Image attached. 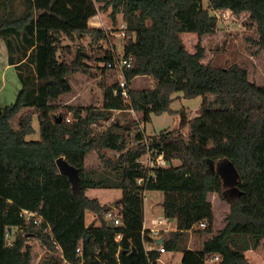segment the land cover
Returning <instances> with one entry per match:
<instances>
[{"label": "trees", "instance_id": "trees-1", "mask_svg": "<svg viewBox=\"0 0 264 264\" xmlns=\"http://www.w3.org/2000/svg\"><path fill=\"white\" fill-rule=\"evenodd\" d=\"M99 1L104 10L111 8L115 24L119 14L124 21L123 55L132 57L124 72L129 100L120 90L114 93L118 80L106 86L100 108L82 110L57 101L71 92L72 73L84 68L83 52L72 61L61 55L72 52L71 43L80 37H107L103 28L90 25L100 10L96 0H0V39L21 83L15 101L0 109V264H33L37 240L47 249L40 264H166L159 251L144 246L149 190L163 193V213L176 220L178 230L163 244L183 253L182 264H207L206 256L215 253L222 256L218 264H252L246 251L264 240V85L238 62H202L204 46L190 52L181 33L211 35L220 12H247L264 57V0H207V7L204 0ZM66 38L71 43L64 44ZM116 57H104L105 69L115 70L107 63ZM138 76L152 77L154 86L133 88ZM180 91L185 97L203 96L199 115L189 119L182 112L180 129L148 136L133 133L135 121L121 126L114 121L99 132L93 128L109 122L116 110L133 109L143 121L172 112L174 93ZM35 115L41 139L28 140ZM186 125L187 137L181 131ZM150 149L164 153L165 166L141 163ZM92 150L107 176L87 166ZM107 150L119 155L113 158ZM211 162L230 165L234 183L227 186ZM65 164L76 170L78 190L62 170ZM89 188L122 190L115 204L121 224L109 222L106 214L114 205L86 195ZM212 193L231 207L217 232ZM25 210L35 216L28 218ZM203 221L206 226L197 231L209 237L200 248H188V230Z\"/></svg>", "mask_w": 264, "mask_h": 264}, {"label": "rangeland", "instance_id": "rangeland-1", "mask_svg": "<svg viewBox=\"0 0 264 264\" xmlns=\"http://www.w3.org/2000/svg\"><path fill=\"white\" fill-rule=\"evenodd\" d=\"M96 4L100 7L104 2L96 0ZM204 5L208 6L207 0H204ZM211 12L217 13L214 10H211ZM219 18L218 30L214 34L199 37L196 32H182L181 38L187 50L196 52L197 45L201 43L205 48L202 62L219 66L238 62L249 69V76L252 80L264 85L263 52L254 42V39L257 38V30L249 19V13L234 14L225 11L220 12ZM116 22L115 24V20L111 15V8L104 10L100 7L98 14L92 18L90 25L103 28L107 33L106 38L94 41L91 36H84L78 38L74 43H71L68 38L64 39V44H72L73 51L70 53L62 52L61 57L72 61L78 50H82L85 66L83 69H78L72 73L70 77L72 90L61 96L57 103L82 110L89 107L100 108L103 105L106 86L121 78L118 69L109 71V69H105L104 62V57L107 55H119V57L123 55L126 29L123 28L124 21L121 14L119 18L117 17ZM1 41L3 42V40ZM2 58L3 55L0 54V106L14 102L21 87L16 68L5 71V62ZM131 86L139 89L151 88L154 86V80L149 76H138L132 81ZM213 98L214 96H209L210 100ZM202 103L203 96L185 97L183 92L180 91L174 93V100L171 103L172 112H164L160 115L153 114L151 120L143 121L140 113L133 109L116 110L109 122L94 124L93 128L96 132H99L105 130L114 121L120 126L135 121L137 125L133 133L138 130L143 131L148 136H154L164 131L180 129L182 112H185L189 119L196 117L199 115ZM68 117L72 120V113H69ZM14 125L17 127V120H14ZM33 126L35 132L28 135L27 139L40 140L41 130L38 115L34 116ZM181 131L187 137L189 125L181 128ZM107 153L113 158L119 155V152L114 150H107ZM142 160H145L144 156ZM86 164L90 168H99V174L102 177L107 176L109 173L107 169L101 168V161L96 150L89 153ZM211 169L217 170L221 174L227 186L234 183L236 172L230 165L226 163H217L216 165L211 162ZM62 170L69 174L74 187L78 190L79 178L76 170L66 164L62 166ZM86 195L91 198H99L102 204L113 206L121 200L123 192L117 188H89ZM163 198L164 195L161 191L149 190L145 192V215L148 223L153 216L163 214ZM210 199L215 213L214 231L217 232L226 225L227 215L231 211V207L229 202L218 193H212ZM89 216L90 213H88ZM199 228L197 225L192 233L188 232V246L191 248H200L208 236L198 232ZM33 251V264H40L47 254V249L37 240L33 241ZM246 255L253 264H264V240L257 249L246 251ZM181 259V251H169L164 255V261L168 264H182Z\"/></svg>", "mask_w": 264, "mask_h": 264}, {"label": "built area", "instance_id": "built-area-1", "mask_svg": "<svg viewBox=\"0 0 264 264\" xmlns=\"http://www.w3.org/2000/svg\"><path fill=\"white\" fill-rule=\"evenodd\" d=\"M123 28H125V25L123 26ZM107 66L109 68L118 69L120 71V76H121L119 80L120 87L118 89H115L114 93H117L118 90H120L121 94L126 98V100H129V90L127 87V80H126L124 72L127 68H130L132 66V57L122 55L119 58L118 57L115 58V60L113 61H109L107 63ZM143 156L145 157V160H142ZM143 156L140 158L141 163L150 168L165 166L167 163L164 157V153H157L153 149H150ZM22 214H25L28 218L35 216L34 212H31L28 210H25ZM106 218L116 225H119L122 223L121 218L117 214L115 206L113 207V209H111L106 214ZM174 222L175 224H173ZM197 225L198 227L203 228L206 226V223L203 221ZM197 225L189 229L188 232L192 233L193 230L197 227ZM176 230H178L177 225H176V220L166 217L164 213L162 215L153 216L149 223L147 222L146 215H145L143 229H142L145 250L146 251H151V250L159 251L161 253V256L159 258V261H160L163 257L162 255H165V253L167 252L163 244L164 238L169 233H171L172 231H176ZM121 237L122 235H119V238ZM161 240L162 242H160ZM77 250L78 252H82L80 247ZM221 259H222V256L218 253L209 254L206 256V263L207 264H218L221 261ZM62 264H69V263L66 260H64Z\"/></svg>", "mask_w": 264, "mask_h": 264}, {"label": "crops", "instance_id": "crops-1", "mask_svg": "<svg viewBox=\"0 0 264 264\" xmlns=\"http://www.w3.org/2000/svg\"><path fill=\"white\" fill-rule=\"evenodd\" d=\"M120 15V14H119ZM119 15H118V18H119ZM91 23V22H90ZM2 51V52H1ZM0 54H2L3 55V58H2V60H4V62H5V66H4V69H5V71L6 70H8V69H10V68H14V65H11V64H9V62H8V49H7V46H6V43L3 41H1V39H0ZM5 105H1L0 107L2 108V107H4ZM164 199V198H163ZM145 213H146V209H145ZM169 235V234H168ZM167 235V236H168ZM188 248H190V249H194V248H191V247H189L188 246ZM167 252H169L168 250H167ZM166 252V253H167ZM165 253V254H166ZM163 257H162V259L160 260V262L161 263H164V255H162ZM182 256H183V253H182ZM251 261V260H250ZM252 262V261H251ZM166 264H168L167 262H165ZM252 264H253V262H252Z\"/></svg>", "mask_w": 264, "mask_h": 264}, {"label": "water", "instance_id": "water-1", "mask_svg": "<svg viewBox=\"0 0 264 264\" xmlns=\"http://www.w3.org/2000/svg\"><path fill=\"white\" fill-rule=\"evenodd\" d=\"M1 112H2V111L0 110V115H1ZM59 121H62V116H61V115L59 116ZM59 163H60V161H59ZM114 206H115V205H114ZM10 229H11V228H10ZM160 242H162V240H161Z\"/></svg>", "mask_w": 264, "mask_h": 264}]
</instances>
